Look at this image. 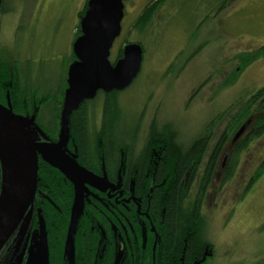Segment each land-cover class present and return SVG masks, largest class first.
I'll use <instances>...</instances> for the list:
<instances>
[{"label": "rangeland", "instance_id": "obj_1", "mask_svg": "<svg viewBox=\"0 0 264 264\" xmlns=\"http://www.w3.org/2000/svg\"><path fill=\"white\" fill-rule=\"evenodd\" d=\"M139 1L127 0L124 4L130 11L132 2L139 6ZM86 3L4 0L5 11L0 14L1 59L6 64L16 60L32 85L56 86L71 63L72 44L79 35V14ZM163 4L158 11L160 19H152L142 30L131 25L127 14L123 33L111 47L110 61L125 42L138 43L143 49L140 73L118 93L121 113L128 128L137 120L140 141L147 134L149 122L158 120L160 127L171 124L179 142L187 146L210 122L219 119L211 128L215 140L227 128L225 121L236 113L245 94L264 85V53L229 84L242 67L237 55L264 46V0L250 5L239 1L233 13L223 14L219 32L209 30L212 20L201 21L192 14L191 0H165ZM102 98L98 95L89 104L93 126L101 119ZM34 137L39 135L34 133ZM49 158L68 173L76 196L69 215L68 249L84 198L108 181L105 175L84 166L74 170L75 159L68 151H54ZM262 158L264 135L241 153L234 179L221 185V190L209 196L210 201L204 200L209 238L216 253L205 264H264V171L246 191L247 178ZM25 231L27 225L22 223L18 232ZM38 235L32 238L30 255L22 264H33Z\"/></svg>", "mask_w": 264, "mask_h": 264}, {"label": "trees", "instance_id": "obj_2", "mask_svg": "<svg viewBox=\"0 0 264 264\" xmlns=\"http://www.w3.org/2000/svg\"><path fill=\"white\" fill-rule=\"evenodd\" d=\"M3 5L4 0H0V14L5 11ZM85 10L86 5L79 17ZM151 18V9L144 10L133 27L142 30L151 21ZM121 49L122 46L117 49L113 62L121 56ZM263 53L264 46L255 51L242 52L237 55L242 67L237 70L229 84L235 82L237 74L246 69ZM74 59L75 56L72 54L71 62ZM4 61L0 56V103L7 105L23 119L31 120L41 131L40 136L56 141L59 133L63 93L67 88L66 71V76H62L56 86L32 85L29 83V77L25 70L23 72L19 69L16 60L10 64H6ZM118 93L119 91L115 90L104 93L101 119L97 126L91 124L88 114L89 104L93 99L84 101L77 110L70 114L68 126L70 141L65 150L73 154L75 161L80 166H84L87 170L100 176L105 175L107 181H116L120 178L126 182L132 180L136 181V187L145 177L146 170H155L156 168L155 179L167 178L165 187L169 193L162 217V223L165 225L163 244L167 247L165 250L168 253L163 264H170L174 257L179 255V251L184 247V239L186 240V258L189 256V252L198 254L204 245L201 232L203 217L199 210L198 194L191 196L189 185L193 183V181L191 182L192 174L196 173L199 168L196 165L197 160L205 156L209 134L206 135L207 138L199 136L185 146L181 141L179 142L176 131L171 130V124L163 123L160 127L158 120H152L148 124L147 134L140 141L137 120L131 124L132 128H128V121L122 115V109L118 103ZM245 95L236 109V113L231 115L227 128L218 137L214 151L210 154L211 157L205 171L206 178L203 184L201 183V188L209 183V174L213 173L215 165L219 163L225 153L228 155L226 172H231L235 168L240 154L246 151L253 140L264 135V85ZM219 117L221 115L216 119ZM245 118L246 120L250 118L249 120H252L254 124H250L234 144H231L235 131L244 124V121L246 122L243 120ZM215 121H219V119H214L213 122ZM213 122L210 125H213ZM209 130L211 128H207V132ZM193 160L191 171L188 172ZM38 163L37 190L30 206L27 231L23 234L17 231L9 238L6 245L0 250V264H22L24 262V258L28 254L30 255L28 246L32 238L35 234L36 236L39 234L38 221L41 217L46 230L47 246L50 243L48 238L53 241L52 244H55L57 243L55 235L62 236L66 228L67 232L69 230V215L75 197L73 183L64 172L51 162L39 157ZM263 171L264 160L253 173L247 189L258 180ZM186 174L187 177L184 178ZM224 176L223 182L228 179L226 173ZM180 184L182 185L180 186ZM104 188H96L95 194L91 193L84 198L77 222L85 216L86 208L90 207V211L95 210L96 205L98 208H105L101 203L107 200ZM153 197V204H157L158 193L155 190ZM74 233L75 229L72 236ZM55 257L51 264H60L56 254ZM70 258L72 259L73 255ZM204 260V258L201 259L199 263Z\"/></svg>", "mask_w": 264, "mask_h": 264}, {"label": "water", "instance_id": "obj_3", "mask_svg": "<svg viewBox=\"0 0 264 264\" xmlns=\"http://www.w3.org/2000/svg\"><path fill=\"white\" fill-rule=\"evenodd\" d=\"M125 1L87 0L86 10L79 17L80 33L72 44L75 59L66 71L67 88L63 93L56 141L40 136L41 131L31 120L23 119L0 103V250L22 223L27 225L30 218V206L37 190L39 157L58 167L71 181L68 173L49 158L54 151H66L70 141V114L84 101L93 99L99 91H122L140 73L143 49L138 43L123 45L121 56L114 63L109 58L111 47L121 32ZM251 122L246 120L235 131L231 144ZM34 133L39 138L35 139ZM73 163L76 165L74 170H77L80 165L75 160ZM38 228L39 242L33 264H49L42 217Z\"/></svg>", "mask_w": 264, "mask_h": 264}, {"label": "flooded vegetation", "instance_id": "obj_4", "mask_svg": "<svg viewBox=\"0 0 264 264\" xmlns=\"http://www.w3.org/2000/svg\"><path fill=\"white\" fill-rule=\"evenodd\" d=\"M164 1L141 0L139 1V6L132 5V2L130 11L127 9L128 6L124 4L119 37L123 33L122 23L127 18V14L131 17L130 23L132 26L140 19L141 13L149 9H151L152 14L151 21L152 19L153 22L158 21L160 19L158 11L163 8ZM239 1L240 4L248 2L250 5L260 0H191L194 5V9L191 12L194 16H198L201 21L212 20V26L209 27V30L219 32L223 26L221 22L223 14L233 13L232 11L236 9V4ZM154 5L156 7H153ZM104 93L99 91L96 96H103ZM230 119L231 116L225 121L224 126L230 123ZM211 123L201 132L200 136L205 138L209 134L208 145L205 156L197 160L198 171L191 176V182L193 181L194 184L189 185L191 187L189 191L191 196L198 194L199 210L203 217L201 232L203 233L204 245L198 251V254L189 252V256L186 258V240L184 239V247L170 264H205L208 259L210 260L216 255L214 242L210 241L209 238L208 223L204 214L203 203L206 199L210 201L209 196H212L217 190H221V185H224L228 180L234 179L233 174L238 164L236 163L235 168L231 172H226L228 155L225 153L219 163L215 165L213 173L209 174V183L204 185V188H201V183L203 184L206 178L205 171L211 157L210 154L213 153L214 147L218 142V136L214 137L215 140H213L214 133H212V130L207 132V128H212L213 126L210 125ZM250 124H254V122ZM263 160L264 158L259 160L257 167ZM193 162L194 160L190 164L188 172L191 171ZM155 172L156 168L155 170H146L145 177L138 184V187H136V181L132 180L126 182L120 178L119 180L116 179V181H108L104 186L105 188L103 187L107 200L106 202H101L105 208H98L97 205L95 210L92 209V211H90V207L86 208L85 216L80 218L75 225V233L72 236L73 242L68 246V249L66 245L67 228L62 236L60 234L55 235L57 243L52 244L53 241L48 238V241H50L47 246L49 264L53 262L55 254L60 264H69V262L71 264H163L168 253L165 250L167 247L163 244L165 225L162 223V217L169 193L165 187L167 182L165 179L167 178L157 180L154 177ZM225 173L228 175V179L223 182ZM253 173L247 178V185L253 177ZM186 177L187 174L184 178ZM214 185L216 186L215 190L212 189ZM154 190L158 193L157 204H153L152 201ZM93 194H95V191ZM54 233L56 232L54 231ZM72 255L73 258L71 259ZM203 258L205 260L199 263Z\"/></svg>", "mask_w": 264, "mask_h": 264}]
</instances>
